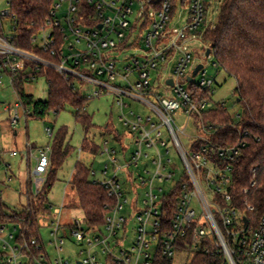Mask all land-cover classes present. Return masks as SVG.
Masks as SVG:
<instances>
[{
  "label": "built area",
  "instance_id": "1",
  "mask_svg": "<svg viewBox=\"0 0 264 264\" xmlns=\"http://www.w3.org/2000/svg\"><path fill=\"white\" fill-rule=\"evenodd\" d=\"M208 2L189 0L187 19L172 26L176 12L170 0H53L48 18L31 38L33 48L50 60L15 45L18 21L11 13V0L0 12L1 83L7 74L12 86L28 63L35 66L36 73L42 68L53 69L88 100L112 96L121 110L119 120L134 137V148L128 156L123 148L118 151L107 143L101 151L106 163L102 178L94 181L111 199L103 227H90L82 218L67 226L81 248L78 262L82 264H103L100 255L106 256V264H155L159 255L174 260L178 239L188 236L193 241L187 247L194 253L215 249L224 255L225 264H264V214L256 226H250L249 220L245 223L246 216L233 206L229 190L232 163L244 145L222 147L210 139L218 125L207 124L204 113L226 106L224 101L213 102L214 80L203 63L196 76L197 86H191L196 77L192 83L188 81L200 65L195 64L191 44L213 26L207 22ZM141 44L145 47L142 54L126 57L124 73L117 72L119 60L114 55L140 51ZM210 56L204 54L207 59ZM169 70L172 76H167ZM132 74L137 75L135 83L130 81ZM119 78L125 82L123 86L115 84ZM37 79L36 74L32 75L29 84ZM130 101L147 107L152 115L136 112ZM20 107L24 109L18 100L12 118L14 127L20 122ZM5 110L10 112L9 107ZM176 114L187 118L184 129L173 119ZM236 118L240 119V114ZM164 127L179 152L181 166L163 136ZM47 131L51 136V130ZM183 137L192 139L189 147L184 145ZM50 150H39L31 174L36 193L50 166ZM123 173L146 190L143 208H137V198L132 205L139 225L137 239L128 247L124 246L128 222L124 213L129 199L121 182ZM255 173L256 169L252 171ZM96 175L92 171V176ZM177 183L181 188L178 212L171 231L162 237V200ZM255 186L253 181L251 187ZM247 193L248 189H243L242 194ZM195 201L202 210L201 217ZM50 227L51 244L61 252L66 243L61 233L66 226L58 217ZM17 232L13 224L0 225V264H52L44 243L33 239L31 244H19ZM30 245L45 250L33 263ZM53 264L71 262L60 256Z\"/></svg>",
  "mask_w": 264,
  "mask_h": 264
},
{
  "label": "trees",
  "instance_id": "2",
  "mask_svg": "<svg viewBox=\"0 0 264 264\" xmlns=\"http://www.w3.org/2000/svg\"><path fill=\"white\" fill-rule=\"evenodd\" d=\"M176 12L175 0H170ZM220 4L217 23L210 26L202 35L207 44L205 55L210 50L215 63L237 81L235 95L240 105L241 118L230 113L226 107H219L204 113L207 124H217L216 133L210 139L222 147L242 144L239 156L232 163L233 175L230 193L233 206L237 207L249 220L250 226H256L264 214V0H214ZM53 0H11V13L17 17V40L15 45L25 51L43 56L33 48L31 38L38 26L49 15ZM45 78L49 86L46 101H39L26 93V87L31 82V76ZM12 88L24 109L32 117L44 119L49 113L60 114L67 108L75 110V121L84 132L85 138L81 152L98 155L101 152L88 134L96 128L93 117L88 112V100L64 77L55 70L42 68L36 73L35 66L26 64L25 71L14 79ZM113 127L107 125L105 130ZM65 131H60L54 138L51 148L50 166L44 177V182L38 193L30 191L27 204L20 210L9 208L0 199V225L13 224L17 227V242L29 243L37 239L41 245L43 240L40 230L41 221L54 217L53 207L48 196L57 178V170L71 155L72 149L65 145ZM117 139V138H116ZM256 169V173L252 171ZM92 169L81 161L75 165L69 185L77 193L79 203L76 208L81 218L88 226L101 228L111 205V199L104 188L92 180ZM255 187H251L252 182ZM248 189L247 194H242ZM31 190V189H30ZM181 188L177 183L174 191L163 198L161 221L163 223L162 237L171 231V226L178 212ZM252 208L253 210H250ZM222 233H224V230ZM193 238H179L178 252H192L190 247ZM31 263L45 250H38L30 245ZM190 264H225V257L215 249L211 252H196ZM155 264H174L172 259L157 256Z\"/></svg>",
  "mask_w": 264,
  "mask_h": 264
},
{
  "label": "rangeland",
  "instance_id": "3",
  "mask_svg": "<svg viewBox=\"0 0 264 264\" xmlns=\"http://www.w3.org/2000/svg\"><path fill=\"white\" fill-rule=\"evenodd\" d=\"M175 4L176 14L172 26L179 25L182 23L183 19H187L189 0H175ZM208 4L209 12L207 22L208 24L211 23L215 25L219 17L220 4L218 1L214 0H209ZM7 8V0H0V12ZM206 47L207 44L201 37L198 42L191 44V51L195 59V64L203 63L206 66L209 76L214 80L213 102L217 103L224 101L230 113L239 114L241 108L237 103L235 95L237 81L234 77L229 76L221 67L214 65L215 58L213 54L209 59L204 57ZM144 49V45L141 44L140 51L115 54L114 58L119 60L117 72L124 73V68L127 63L123 60L126 57L133 54L140 55ZM154 74L155 73H153V75ZM167 76H172L171 70L168 71ZM130 81L135 83L137 81V75L132 74ZM197 83L198 78L196 77L195 84L191 86L196 87ZM115 84L123 86L125 82L119 78ZM189 87L190 85H187V88ZM26 93L34 96L36 100L46 101L49 95V86L46 79L41 77L33 81L26 87ZM174 98L176 97L174 96ZM16 103H18L17 95L10 85L9 76L4 74L2 83L0 82V199L13 210H20L27 204L29 195L31 194L30 191L36 192L35 181L31 177V174L36 167L39 150L51 149L56 135L60 131H65V145L72 149V153L56 172L57 181L48 196L49 203L53 207L54 217L41 221L43 227L40 230V235L52 264L55 259L60 256L65 260H69L71 264H76L82 258L80 256L81 248L76 244L75 238L71 235L66 224L68 221L71 222L70 220L74 216L80 215L76 208L79 200L77 193L72 189L69 183L78 161H81L97 173L96 177L92 176V180L101 179V171L106 163V157L103 156L101 152L96 156L90 153L80 152L83 146L85 132L83 128L76 123L74 118L75 110L72 108H67L60 114L51 112L44 119H40L26 116L24 109L20 107L18 109L21 117L20 122L14 127L12 125V118ZM130 103L136 112H143L146 116L152 115L147 107H139L137 104L132 103V101H130ZM6 107L10 108V112L5 110ZM87 110L92 115L93 124L96 126V128L92 129L88 134L90 141H94L101 147V151L107 143L109 148H115L118 151H121V148H123L127 156L130 155L134 148V137L119 120L121 110L116 105L115 99L112 96L91 99L88 102ZM173 119L181 129L185 128L187 118L184 115H173ZM107 125H111L113 129L111 131L105 130ZM48 129L51 130V136L47 131ZM187 131L186 134H190L191 131ZM162 132L164 138L170 142L169 146L172 149V155L177 165L181 166L179 152L174 146L167 128H162ZM191 142L192 139H190V137H183V143L186 147H189ZM49 156L50 158L52 156L51 150ZM46 176L44 177L46 178ZM126 176L125 173L121 175V182L129 199V204L124 213L128 219L125 229L127 237L124 246L128 247L135 243L137 239L136 231L139 225L136 217L132 213V205L135 204V198H137V208H143L142 200L145 197L146 190L141 188L135 181H129ZM171 185L172 183L167 184L166 188ZM195 203L196 212L198 216L201 217L202 210L197 205V201H195ZM58 217L62 220L61 223L66 226L61 233V236L66 239V243L63 245V250L61 252L57 251L55 246L51 244L53 237L51 235L52 230L50 223L57 220ZM208 232H210L209 229ZM194 255V252L190 251L183 253L176 251L173 260L174 264H190ZM100 260L103 264H106V256L100 255Z\"/></svg>",
  "mask_w": 264,
  "mask_h": 264
},
{
  "label": "water",
  "instance_id": "4",
  "mask_svg": "<svg viewBox=\"0 0 264 264\" xmlns=\"http://www.w3.org/2000/svg\"><path fill=\"white\" fill-rule=\"evenodd\" d=\"M210 53L211 51L208 50L207 51V54H206V57H209L210 56ZM203 65L200 64L198 65V67L195 69L194 73H193V77H190L189 78V82L192 83L193 82V78L197 76L198 72L202 69ZM171 84H172V81H169ZM244 222L247 223L248 222V219L247 218H244ZM77 264H82L81 262H78Z\"/></svg>",
  "mask_w": 264,
  "mask_h": 264
},
{
  "label": "crops",
  "instance_id": "5",
  "mask_svg": "<svg viewBox=\"0 0 264 264\" xmlns=\"http://www.w3.org/2000/svg\"><path fill=\"white\" fill-rule=\"evenodd\" d=\"M208 12H209V8H208ZM211 24V23H210ZM24 113H25V115L26 116H30V117H32V114L31 113H29L28 111H24ZM78 210V209H77ZM78 212L80 213V211L78 210ZM82 216H81V213H80V215L78 214L77 216H74L70 221L71 222H69L68 221V223L66 224L67 226H69L71 223H73V221H74V219H76V218H81ZM61 222H62V220H60Z\"/></svg>",
  "mask_w": 264,
  "mask_h": 264
}]
</instances>
